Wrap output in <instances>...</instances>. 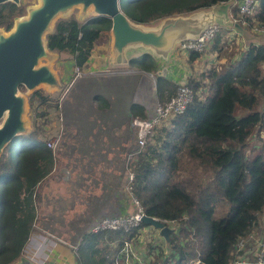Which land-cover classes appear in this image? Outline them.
I'll list each match as a JSON object with an SVG mask.
<instances>
[{
	"label": "trees",
	"instance_id": "16d2710c",
	"mask_svg": "<svg viewBox=\"0 0 264 264\" xmlns=\"http://www.w3.org/2000/svg\"><path fill=\"white\" fill-rule=\"evenodd\" d=\"M225 1L120 0L119 7L135 24L152 26L165 18L207 11ZM258 2L253 16L241 17L233 11L238 27L250 21L264 25V0ZM23 14L21 6L1 5L0 28L10 30ZM110 29L111 21L105 17L60 20L46 38L47 48L59 55L67 53L74 68L82 72L98 40ZM216 38L202 52L188 53L189 63L203 57L211 46L220 52L222 45ZM129 66L156 74L155 95L160 102L169 100L180 85L158 74L157 61L150 55L130 57ZM185 85L193 91L185 111L156 128L153 143L128 161L135 151L131 122L145 119L148 109L139 102L129 104L124 132L129 143L119 144L116 151L133 176L128 193L144 214L176 224L169 243L162 240L170 254L154 250L152 260L144 259L146 264H228L236 243L253 229L261 231L264 223L260 221L264 213V45H250L225 70L213 67L200 79L189 78ZM95 98L100 111L109 109L104 98ZM30 103L40 119L47 114L44 109L53 106L39 91L32 94ZM53 107L57 109V103ZM37 133L38 126L10 143L0 157V264H14L25 251L36 220L37 187L58 156ZM223 201L229 211L215 219V209ZM147 228L151 227L141 223L128 233L83 232L75 245V264H125V244H138L141 230Z\"/></svg>",
	"mask_w": 264,
	"mask_h": 264
},
{
	"label": "rangeland",
	"instance_id": "374dc122",
	"mask_svg": "<svg viewBox=\"0 0 264 264\" xmlns=\"http://www.w3.org/2000/svg\"><path fill=\"white\" fill-rule=\"evenodd\" d=\"M20 3L24 10L23 16H26L27 11L38 4V0H20ZM90 17V14L82 16L80 8H75L67 15L59 16L53 24L52 31L56 22L60 20L76 19L81 22ZM159 22L148 27H156L160 24ZM250 25L251 21L247 25L249 28L247 26L242 27L243 39L245 38L243 43L236 44L235 40L237 39V36H235L231 42L233 43L230 45L231 48L227 47L226 49H221L220 52H216L211 46L202 53L203 56L205 54V56H210L211 58H207L205 62L203 60L199 61L197 66V68L200 69V72H198L199 70L197 71L199 74L198 79L213 67L219 71H223L227 68L229 63H235L232 62V60L239 54V50L237 49L247 48L250 43L249 41H252L253 38L254 42L263 41L261 38L262 36L258 35L253 30L256 27V24ZM0 32L5 31L0 30ZM224 34L225 31H222L220 28L219 33L216 35V39H219V43H221L220 39L222 40ZM225 41L227 42V40ZM214 42L215 40L212 44H214ZM109 44L110 35L109 33H104L98 40L95 50L98 52L103 51L104 54V50H107L108 52ZM252 44L253 43L250 45ZM219 46H221V44H219ZM52 54L56 55V60L52 61L50 64L53 71L60 72V59H63L66 63L71 60V57L67 55V53L61 55L58 54V56L56 53L51 52V55ZM103 54L101 53L100 55ZM133 55L138 57L139 53ZM69 79L70 80L63 84V90L60 92H48L47 88L44 87L37 90L50 99L51 105L55 106L57 103V109L53 106L44 109L47 114L45 115V118L42 119L36 118L35 112L33 111L35 105H33V107L30 106V98L34 93L30 92L26 97V113L24 118L27 121L28 135H30L38 126L39 133H37V137L47 143H51L56 137L58 138V136H60V143L57 152H60V156L63 155L64 157H69V155L72 154L74 156L72 164H76V166H78V161L75 160V157L79 156L77 153L84 152L83 147L81 149V144H79L80 141L83 143L88 137L90 138L96 135V127L101 124L104 117L108 119L107 112H109V117L113 119L118 126L122 125L125 123L128 103L142 102L146 107H150L151 103H153L152 100L154 98L152 96L155 95L156 89V74L141 72L129 65L122 68L111 67L104 72H96L94 74H84L81 72L78 78H76L74 70V74ZM19 94L23 96L26 95V90L19 89ZM98 95L108 102V110L100 111L98 109L99 102L95 98ZM40 111L37 112L39 113ZM37 122L39 125H37ZM62 134L64 135L62 136ZM65 136H69L71 139L74 136L78 137V144L72 143L71 146L68 144L66 147L64 143L68 142H65ZM131 137L133 138L131 144L135 147V144L133 143H135L136 138H134L133 133ZM253 143H256V141H252L251 144ZM247 152H249L248 149ZM56 158H59V154ZM43 188L44 185L42 184L36 190L38 196L35 203L36 220L30 241L25 251L22 253L21 258L14 264H41V262L44 261L48 264L51 257L50 248H52L53 245L63 246L66 251L72 255V258L75 261L74 249H76V242L81 234L87 232L90 228V226L86 224L69 223L74 217L63 218L61 211H58V216L55 217L52 213V209H48L44 202L41 203L38 201L40 197H45V191ZM38 203L41 204L38 205ZM229 208L230 206L226 201L221 202L215 209L214 218H222L228 213ZM157 234L158 233L152 228L141 230V241L134 246L131 243L132 251H134L137 258L142 259L143 261L144 259L141 257L146 258L148 261L149 259L152 260L154 255H156L154 250L157 252V250L161 249L164 251L165 256L170 254V249L163 244L162 239L158 238ZM149 245L154 248L152 251H149ZM130 264L133 263L131 262Z\"/></svg>",
	"mask_w": 264,
	"mask_h": 264
},
{
	"label": "water",
	"instance_id": "95a60500",
	"mask_svg": "<svg viewBox=\"0 0 264 264\" xmlns=\"http://www.w3.org/2000/svg\"><path fill=\"white\" fill-rule=\"evenodd\" d=\"M120 0H38L27 15L15 20L8 32H0V157L6 147L20 136L28 135L27 95L39 88L60 92L64 83L51 69L56 55L47 48V36L59 16L80 8L82 16L105 17L111 21L110 63L128 66L136 52L166 62L177 44L196 39L209 25L224 21L217 11H199L188 16L165 18L156 27L135 24L120 10ZM20 5V0H0V5ZM54 58V59H53ZM46 61V63H45ZM25 89L26 95H20ZM141 223L151 227L169 243L176 230L165 223L142 216ZM28 264V263H25Z\"/></svg>",
	"mask_w": 264,
	"mask_h": 264
},
{
	"label": "crops",
	"instance_id": "0c3cea01",
	"mask_svg": "<svg viewBox=\"0 0 264 264\" xmlns=\"http://www.w3.org/2000/svg\"><path fill=\"white\" fill-rule=\"evenodd\" d=\"M213 10L224 17V21L216 22L221 26L222 31H225L222 40L220 39L222 50L227 47L231 48L230 45L233 44L231 42L235 36H237L236 44L243 43L245 39H243L242 35L243 29L237 26L235 23L237 19L233 16V11H236V9L229 3H225L217 4L207 11ZM261 38L263 39L262 42H254L253 38L252 41H249L250 43L247 47L251 43L264 45V36ZM95 49L82 71L84 74L104 72L111 67H124L111 65L110 44L108 52L104 50V54L103 51L98 52ZM245 49L238 48L239 54L234 57L232 62L238 61ZM101 53L103 55H100ZM136 53H139L138 57L143 54L142 52ZM133 54L130 57H135ZM204 56L194 63H189V54L177 53L174 50L166 62L156 60L159 70L158 74L164 75L168 81L174 84L185 83L189 78L198 79L199 74L197 71L199 70L198 72H200V69L197 66L199 61L203 60L205 62L207 58H211L210 56ZM59 63L60 72H54L61 82L66 83L74 74V62L71 59L66 63L63 59H60ZM152 97L154 98L152 101H158L155 95ZM131 103L133 102H129L128 105ZM107 117L108 119L104 117L101 124L96 127V135L94 137H88L83 143L80 141L79 144H81V149L83 147L84 152L77 153L79 156L75 157V160L78 161V166L72 164L74 161L72 154L69 157H64L63 155L60 156V152H58L59 158H56L54 168L44 181L38 185L39 187L43 184L45 191V197H40L38 201L44 202L48 209H52L55 217L58 216L57 212L61 211L63 218L74 217L69 223L91 226L102 217L111 214H125L131 210L129 208L130 203L128 204L130 194L126 190L129 171L125 170L123 156H120L116 151L119 144L129 143L124 135V132L128 129L127 120L125 119V123L118 126L109 117V112H107ZM130 128L134 130L132 127ZM77 138L74 136L71 139L66 136L65 142L68 143L64 144L66 147L68 144L70 146L72 143L78 144ZM41 203H38V205ZM260 221L264 222V213L260 215ZM50 250L51 257L48 264H75L72 255L63 246L53 245ZM141 258L145 259L144 257ZM41 264H46V261L41 262Z\"/></svg>",
	"mask_w": 264,
	"mask_h": 264
},
{
	"label": "built area",
	"instance_id": "2783aa9c",
	"mask_svg": "<svg viewBox=\"0 0 264 264\" xmlns=\"http://www.w3.org/2000/svg\"><path fill=\"white\" fill-rule=\"evenodd\" d=\"M229 3L234 7L239 16L250 17L255 13L259 2L258 0H227L219 4ZM235 23H238L237 21ZM221 26L217 23L209 25L205 28L201 34L194 40H188L180 42L175 47L177 53H190V52H202L207 46L211 45L216 35L219 33ZM258 35L264 36V25H256L253 29ZM76 78L79 77L81 71L74 68ZM193 98V91L181 83L176 90V93L167 101H153L150 107L146 110L147 117L143 120L135 119L131 122V126L135 133V151L128 158L131 159L137 153H140L144 148L153 143V137L155 129L165 126L175 116L182 114L188 104ZM60 138L56 137L51 143H48V147L54 152H57ZM133 176L129 173L126 190L129 191V184L131 183ZM129 212L125 214H118L114 216L102 217L93 223L87 232L100 233L105 231H122L124 233L130 232L132 229L137 228L141 224V218L144 216V212L134 197L130 194ZM163 222V221H161ZM168 227L176 225L174 222H163ZM158 236V234H157ZM158 238H160L158 236ZM161 239V238H160ZM164 241V240H163ZM124 254V263L130 264L133 260L138 264H146L137 258L132 251L131 243H126L122 250ZM133 257V258H132ZM228 264H264V223L261 231L253 229L251 233L247 235L245 240H240L236 243L231 255V259Z\"/></svg>",
	"mask_w": 264,
	"mask_h": 264
},
{
	"label": "flooded vegetation",
	"instance_id": "af4514ba",
	"mask_svg": "<svg viewBox=\"0 0 264 264\" xmlns=\"http://www.w3.org/2000/svg\"><path fill=\"white\" fill-rule=\"evenodd\" d=\"M5 4H6V3H5ZM3 5H4V4H3ZM0 6H1V5H0ZM20 6L22 7L21 3H20V5H19L18 7H20ZM23 15H24V14H23ZM23 15H21V16H19V17H17L16 19H18V18L22 17ZM16 19H15V20H16ZM15 20L13 21V24H14ZM13 24H12V27H13ZM12 27H11V29H12ZM11 29H10V30H11ZM0 30H3V31H5V32H8V31H10V30L6 31V30H4V29H2V28H0Z\"/></svg>",
	"mask_w": 264,
	"mask_h": 264
},
{
	"label": "clouds",
	"instance_id": "9594fccd",
	"mask_svg": "<svg viewBox=\"0 0 264 264\" xmlns=\"http://www.w3.org/2000/svg\"><path fill=\"white\" fill-rule=\"evenodd\" d=\"M237 24V23H236Z\"/></svg>",
	"mask_w": 264,
	"mask_h": 264
}]
</instances>
